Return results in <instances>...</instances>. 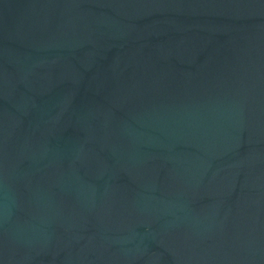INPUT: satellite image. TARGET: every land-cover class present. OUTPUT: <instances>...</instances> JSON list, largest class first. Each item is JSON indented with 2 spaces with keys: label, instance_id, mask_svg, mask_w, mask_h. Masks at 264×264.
<instances>
[{
  "label": "water",
  "instance_id": "obj_1",
  "mask_svg": "<svg viewBox=\"0 0 264 264\" xmlns=\"http://www.w3.org/2000/svg\"><path fill=\"white\" fill-rule=\"evenodd\" d=\"M0 264H264V0H0Z\"/></svg>",
  "mask_w": 264,
  "mask_h": 264
}]
</instances>
